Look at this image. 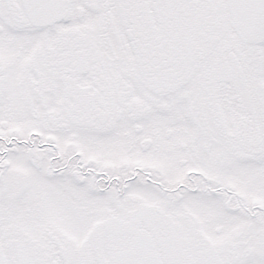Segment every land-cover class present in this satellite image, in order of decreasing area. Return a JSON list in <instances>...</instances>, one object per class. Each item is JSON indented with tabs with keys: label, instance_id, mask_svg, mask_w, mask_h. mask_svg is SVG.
Listing matches in <instances>:
<instances>
[{
	"label": "snow or ice",
	"instance_id": "snow-or-ice-1",
	"mask_svg": "<svg viewBox=\"0 0 264 264\" xmlns=\"http://www.w3.org/2000/svg\"><path fill=\"white\" fill-rule=\"evenodd\" d=\"M0 264H264V0H0Z\"/></svg>",
	"mask_w": 264,
	"mask_h": 264
}]
</instances>
